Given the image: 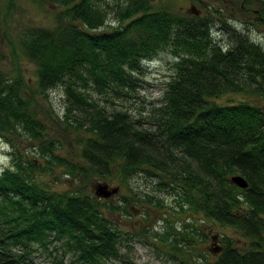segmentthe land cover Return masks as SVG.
<instances>
[{
  "label": "trees",
  "instance_id": "trees-1",
  "mask_svg": "<svg viewBox=\"0 0 264 264\" xmlns=\"http://www.w3.org/2000/svg\"><path fill=\"white\" fill-rule=\"evenodd\" d=\"M57 1L63 7L54 24L26 27L21 43L37 66L40 92L48 96L63 87V119L84 135L77 142L86 165L55 151L61 145L45 137V115L24 84L1 68L0 135L22 125L67 169L116 175L122 184L139 173L155 178L181 207L232 226L242 237L221 235L215 258L197 264H264V104L216 99L227 92L264 95L262 44L230 22V40L220 42L212 15L181 13L154 0H123L111 23L103 0ZM258 1L264 18V0ZM165 48L175 70L147 116L134 119L127 109L110 110L97 99L93 91L129 95L136 72ZM27 160L14 157L0 171V264H24L35 244L63 248L60 255L50 249V264H71L64 258L68 251L80 264H144L122 247L130 248L137 233L147 235V227L123 229L114 216L121 208L130 211L126 203L133 198L124 196L122 205L84 187L53 189L40 177L45 167ZM238 173L246 187L232 180ZM145 194H136V201L160 203ZM175 233L178 245L186 235Z\"/></svg>",
  "mask_w": 264,
  "mask_h": 264
},
{
  "label": "rangeland",
  "instance_id": "rangeland-1",
  "mask_svg": "<svg viewBox=\"0 0 264 264\" xmlns=\"http://www.w3.org/2000/svg\"><path fill=\"white\" fill-rule=\"evenodd\" d=\"M123 0H103L102 6L106 9L108 23L115 22V8ZM156 5L165 4L181 13H194L190 11L195 4V11L201 15H212L214 23L212 34L220 42H228L230 35L225 27V22H230L234 27L248 33L259 41L264 47V18L258 12V0H154ZM57 0H0V68L9 76L24 84L25 92L33 98L34 108L45 115L50 130L45 131L46 138H55L61 145L55 151L66 157L76 165H86L81 157V145L77 142L80 137L77 129L63 119L64 95L63 87L58 85L43 95L37 83V66L24 53L21 37L26 27L30 25H48L55 22L56 13L62 8ZM261 16V17H259ZM174 56L170 49L165 48L158 52L155 59L143 64L142 70L136 72L133 87H129V95H109L93 91L97 99L108 109H127L134 119L147 116L148 113L160 103L162 91L166 81L174 73ZM111 97V98H110ZM111 99V100H109ZM220 102H232L248 99L264 104V95L258 93L227 92L216 98ZM48 133V134H47ZM0 135V171L11 165L14 157L35 159L45 170L40 176L51 188L57 190L84 187L89 192H94L98 182H108L110 185H119V191L106 197L115 203L125 205L124 196L134 200L126 203L130 211L121 208L114 213L119 225L123 229L143 230L147 227V235L137 233V238L132 240L130 248L123 246L127 254L134 260L144 264H183L204 263L213 260L218 251L215 246L221 244V235L227 234L242 241V237L235 228L222 224L214 219L207 218L203 213L192 212L184 209L176 200V194L161 190L155 178L143 173L135 174L122 184L116 175L102 177L89 172L85 174L79 166L67 169L66 165L57 163L50 152L45 148L44 142L35 139L22 125L16 132ZM15 153H10L14 151ZM49 160V162H48ZM28 161V160H27ZM26 161V164H27ZM73 165V164H72ZM49 167V168H48ZM149 193L153 199L161 198L157 202L135 199L140 194L144 199ZM176 197H175V196ZM185 234L180 238L178 245L173 242L180 233ZM213 236V239H212ZM35 250L28 254L24 264H50L53 254H62L63 248L55 249L52 244L49 249L35 244ZM65 262L80 264L72 260L73 253L65 252ZM103 264H117L112 260Z\"/></svg>",
  "mask_w": 264,
  "mask_h": 264
},
{
  "label": "water",
  "instance_id": "water-1",
  "mask_svg": "<svg viewBox=\"0 0 264 264\" xmlns=\"http://www.w3.org/2000/svg\"><path fill=\"white\" fill-rule=\"evenodd\" d=\"M194 7H196L195 4H192L190 11H195ZM196 13H199V11H195ZM232 180L235 181L239 186L246 187L249 182L246 177H244L242 174H234L232 175ZM119 190V185H110L108 182H98L95 186V193L99 196L108 197Z\"/></svg>",
  "mask_w": 264,
  "mask_h": 264
},
{
  "label": "flooded vegetation",
  "instance_id": "flooded-vegetation-1",
  "mask_svg": "<svg viewBox=\"0 0 264 264\" xmlns=\"http://www.w3.org/2000/svg\"><path fill=\"white\" fill-rule=\"evenodd\" d=\"M194 13H196V12L194 11ZM196 14H199V13H196Z\"/></svg>",
  "mask_w": 264,
  "mask_h": 264
}]
</instances>
